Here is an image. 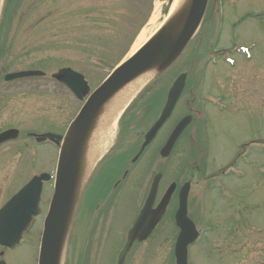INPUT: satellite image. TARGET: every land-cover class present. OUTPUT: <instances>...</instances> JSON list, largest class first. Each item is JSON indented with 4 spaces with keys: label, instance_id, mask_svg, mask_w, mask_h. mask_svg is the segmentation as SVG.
Here are the masks:
<instances>
[{
    "label": "rangeland",
    "instance_id": "obj_1",
    "mask_svg": "<svg viewBox=\"0 0 264 264\" xmlns=\"http://www.w3.org/2000/svg\"><path fill=\"white\" fill-rule=\"evenodd\" d=\"M171 4L174 5V2L171 3V0H146V8L141 11V25H143L139 28L129 16L130 6L128 0L124 1L126 14L122 19L115 17V13L117 12L115 0H14L11 3L13 7L7 15V27L3 30L1 37L0 106L2 105V91L8 87L7 96L8 98H13L10 104H13L18 112L39 111L42 101L49 100L52 95L57 97L62 96V92L59 91L58 86L54 87L47 83L43 84L46 80L34 81L35 79H33L5 85L1 79L4 70L17 71L24 68H43L41 70L49 74L56 72L64 66L73 68L72 65H75L77 71L83 73L85 78L91 83V87H94L109 73L112 69V63L119 58L123 49L128 47L133 41L131 38L137 29L140 30L142 28L140 32L146 31L145 41L162 24L172 8ZM147 8L149 9V15L144 21V14ZM223 9L225 12V25L235 22L241 15L247 14L248 11L260 17L261 20L257 19L256 21L244 18L246 20L243 19L244 21L239 24L242 33L251 32L253 36H256V33H261L259 35L261 38V48L257 49L254 57L257 61L254 60L250 66L245 64L240 65L237 72L235 71L236 73H230L225 67L212 68L211 64L205 67L207 73L203 80L204 83L200 85L201 81L199 79L196 80L198 85H200L198 90H204L209 93L210 90H216L213 92L214 94L222 95L226 101L231 100L234 105L229 113H212L211 117L209 113L214 110L205 108L206 119L208 120L205 126L206 129L203 128L200 121L201 112L196 105L197 98H194L197 88L193 89V97L188 94L182 98V105H179V110L173 116L172 123H169L168 127H171L173 122L184 113V105L187 106L189 111V106L195 101L193 105L197 113L195 114V121H193V128L191 127L190 137L187 136V140L185 137H182L174 149L171 159L166 164L165 175L161 184L162 191L169 186L171 181L177 182L181 179L178 177L181 173L179 162L191 156L192 147L189 138H193V132H196L195 140L206 143V150L210 159L219 162V164H228L238 152L245 151L247 155L253 157L256 166H264V0H228L227 6ZM154 10L157 11V18L152 22L150 18ZM259 21L263 22L262 26L261 23H259L260 26L256 23ZM121 33L126 36V40L121 46L117 47L116 41L118 34ZM242 40L240 42L246 44V41ZM25 49H28V53L26 54ZM103 51H108V53L106 54ZM100 54L102 57H106L108 61H104ZM241 62L240 60L239 63L241 64ZM260 65L261 68L259 69ZM252 66L255 73L259 69L254 79V75L251 74ZM33 81L34 84H39L36 86V88H41L39 92L29 91L33 89L30 87L28 90L25 88ZM162 81L164 84H167V78H164ZM43 87L49 89L46 98H44L45 90ZM16 102H19L20 105H16ZM68 102L72 118L80 103L76 102L71 95ZM210 105L213 106L212 104ZM1 119L2 117L0 116ZM131 119L132 116L129 115L127 120ZM133 120L139 121L136 114ZM13 121L17 123V117ZM26 121H29V119H26ZM17 125L22 130L27 129V125L25 124L17 123ZM145 125L144 120L137 125H131V134L133 130L135 131L137 128L141 130ZM8 126H10L9 122L0 121V130ZM124 126L126 127V124ZM43 127H46L45 121ZM43 127L40 126L39 130L43 131ZM251 141H253V144H249ZM20 143L25 144L29 142L18 141L14 144L18 145ZM15 147L12 144L11 148H0V169L2 167V155L8 154L7 159L11 163L14 162L15 173L17 178H19L32 170L33 166L25 164L24 170L17 174L18 166L22 164L28 155L24 153L20 157L18 155L9 156L10 152L15 150ZM43 148L39 149V152H37V149H32L33 152L31 153H36L35 158L41 160L36 163L37 168L32 170L33 174L38 170H46L41 164L43 160L41 156L46 155L48 147ZM43 150H45V153ZM28 152L30 153V150ZM47 154H50L49 156H51L50 159L52 160V153ZM207 158L205 162H207ZM47 161L48 159L45 158L44 162ZM260 177L259 173H246L242 179L225 177L222 188L211 191L210 196L206 199L209 214H206L205 208L202 207L203 213L200 215V207L202 205L199 199L202 201L204 196L201 195V178L195 176L191 180L193 185L191 193L192 206L196 205L193 217L197 218L199 225L205 219V216L207 222L211 225L215 224L217 220H222L229 211L238 209L242 205V201L250 198L247 193L264 191L263 182L254 181V183L258 182L261 185L260 188L255 187L252 183L254 179H260ZM7 181L10 182L12 180L9 179ZM180 181L184 180L181 179ZM0 186H2V175H0ZM233 191H240L242 194H233ZM7 192L8 190H0L2 198ZM226 192H230L232 196L228 197ZM117 194L113 196L108 205L98 202V204H93L92 210H89V208L87 211L82 208L80 209L75 224V229L77 224L79 226L77 246L75 248L72 247L73 240H75L74 229V236L71 239L66 258L68 264H115L117 254L123 245L125 231L129 227L127 225L136 212L141 195H143L140 189L138 190V188L133 187H129L128 189L123 188L122 194ZM161 195L162 192L158 195V198ZM120 199L127 204L122 215L121 210L125 204ZM174 208L175 202L172 200L164 221L160 223V226L155 230L152 237L132 249L124 264H140L141 261L142 264H148L146 261L147 256L150 258L148 260L149 264H160V256L151 259L154 250H159L161 251L160 253L166 255L165 264H173L171 240L175 237V230L171 215ZM255 210L256 207L252 206L248 216H253ZM117 217L120 218L119 222L117 221ZM168 226L173 235L169 239L164 231V228ZM256 228L249 226L248 232ZM260 228L263 233V228ZM262 233H254L252 236L258 240L261 247H264V239L259 235ZM217 234L215 236V243L220 241L223 232L220 230ZM207 236L209 238L212 237L208 242L212 243L214 235L212 236V233L208 232ZM227 242L233 248L221 254L216 253V250L211 249L209 246L206 249L198 247L203 252L198 251L200 254L198 257L196 256L197 258L194 263L192 262V255L195 254V249L191 250V264H229L230 260L225 258L219 263V257L225 255H229L233 264H264V248H261V252H263L262 256L261 253L257 252L258 248L255 250L253 244L247 242L244 246L238 248L234 247L237 243L236 239L227 240ZM14 254L21 256L20 263L18 264H35L34 247L24 246L23 249L17 250Z\"/></svg>",
    "mask_w": 264,
    "mask_h": 264
},
{
    "label": "water",
    "instance_id": "obj_2",
    "mask_svg": "<svg viewBox=\"0 0 264 264\" xmlns=\"http://www.w3.org/2000/svg\"><path fill=\"white\" fill-rule=\"evenodd\" d=\"M206 1L207 0H193L191 6L185 7L183 10L176 13L158 35L152 39L138 55L130 60L122 69L117 71V73L121 74L120 76L115 78L112 77L93 94L80 116L71 125L68 133L69 141H65L59 158L56 188L51 203L50 213L45 221L39 264H61L69 226L76 208L79 193L83 186V173L86 164L85 152H88V139L94 127L95 117L101 107L123 84L130 82L137 76L146 72L163 71L178 57V55H180L183 47L193 35L200 21ZM62 80L70 83L74 92L78 94V97L80 96L82 88L80 87L81 85L79 84L78 78L73 80L68 73H65L62 76ZM182 86V77H180L174 83L170 91V99L165 107L164 115L159 121L160 125L163 123V120L169 116L174 101L181 92ZM188 120L189 117L185 118L177 125L175 132L169 139L165 149L166 151L169 150L172 143L176 140L181 128L187 125ZM157 127H155V129ZM155 129H152L148 140L154 135ZM172 190L173 187L167 192L166 197L161 202L158 209L151 212V205L156 193V183L153 185L146 205L131 229L128 242L121 252L117 264L123 263L124 257L133 241L143 240L151 233L154 224L162 214L163 207L166 205L168 196ZM185 194L184 192L183 197L180 198V207L176 214V220L181 229L187 231L189 229V224L185 218ZM22 198L24 199V196H22ZM15 200L16 198L8 204V209L4 210L0 220V222H2V227H7V230L10 232V234H4L3 232L1 234L0 232V242L8 246L15 243L21 235V230L24 227L19 228V221H23L27 224L35 214L31 212L25 216L17 215L18 208L15 206ZM11 228H14V230ZM190 238L189 234L185 237L182 234V238L177 243V264H186V245Z\"/></svg>",
    "mask_w": 264,
    "mask_h": 264
},
{
    "label": "bare ground",
    "instance_id": "obj_3",
    "mask_svg": "<svg viewBox=\"0 0 264 264\" xmlns=\"http://www.w3.org/2000/svg\"><path fill=\"white\" fill-rule=\"evenodd\" d=\"M156 18H157V11L154 10V12H153L152 15H151L150 21L154 22V21L156 20ZM145 33H146L145 30H144L143 32H140L139 36L137 37V39L135 40V42H134L133 45H132V48H131V50H130L129 55L133 54V53L135 52V50L139 47L140 43L144 41V39H145ZM144 80H145V79L142 80V83L144 82ZM114 127H115V126H113V128H114ZM110 130H112V128H111V129H110V128H107L106 131H110ZM139 136H143V133L140 132V133H139ZM106 144H107V142H106ZM96 172H97V171H96ZM84 193H85L84 189H81V191H80V193H79V196H78L77 203L80 201V198L84 195ZM76 207H77V205H76ZM78 227H79V226L77 225V226H76V229H75V236L78 234V229H79ZM75 236H74V237H75ZM73 241H74V240H73Z\"/></svg>",
    "mask_w": 264,
    "mask_h": 264
},
{
    "label": "flooded vegetation",
    "instance_id": "obj_4",
    "mask_svg": "<svg viewBox=\"0 0 264 264\" xmlns=\"http://www.w3.org/2000/svg\"><path fill=\"white\" fill-rule=\"evenodd\" d=\"M60 123L58 124V126L60 127V128H62V130L61 131H64V129H65V126L69 123V120H67V118H63L61 121H59Z\"/></svg>",
    "mask_w": 264,
    "mask_h": 264
}]
</instances>
